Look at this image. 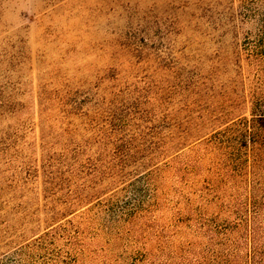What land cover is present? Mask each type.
<instances>
[{
	"label": "rangeland",
	"instance_id": "374dc122",
	"mask_svg": "<svg viewBox=\"0 0 264 264\" xmlns=\"http://www.w3.org/2000/svg\"><path fill=\"white\" fill-rule=\"evenodd\" d=\"M261 110L264 0H0V264H240Z\"/></svg>",
	"mask_w": 264,
	"mask_h": 264
},
{
	"label": "trees",
	"instance_id": "16d2710c",
	"mask_svg": "<svg viewBox=\"0 0 264 264\" xmlns=\"http://www.w3.org/2000/svg\"><path fill=\"white\" fill-rule=\"evenodd\" d=\"M262 111L252 113L251 118H241L239 123L226 127L211 138L215 146L223 148L225 153L229 155L231 172L236 175H238L237 170L232 166L233 163L234 165H240L239 163L242 162L241 153L245 154L244 160L250 162V168L252 167L250 172L253 175L257 173V167L261 161L259 151L264 145V139L261 136V130L264 128V111ZM121 172L122 169H119L118 173ZM249 198L251 205V209H249L251 211L250 214L245 219L239 216L233 222L226 223L224 230L226 235L229 236L234 232L241 233V228L245 230L244 236L236 234L238 238L244 237L245 244H247L245 259L240 264H264V221L257 218V214L261 210L257 197L249 195ZM224 259V264L234 263L232 255H228Z\"/></svg>",
	"mask_w": 264,
	"mask_h": 264
}]
</instances>
